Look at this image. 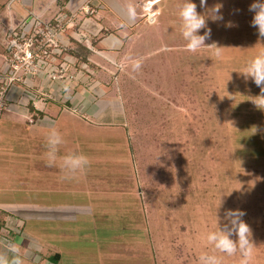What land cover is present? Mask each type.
Wrapping results in <instances>:
<instances>
[{"label":"rangeland","instance_id":"rangeland-1","mask_svg":"<svg viewBox=\"0 0 264 264\" xmlns=\"http://www.w3.org/2000/svg\"><path fill=\"white\" fill-rule=\"evenodd\" d=\"M94 1L107 6L99 7L103 23L123 25V47L95 46L88 62L71 56L75 41L90 46L98 34L83 35L77 17L93 10L61 11L50 18L64 24L47 47L54 55L35 65L48 76L52 68L58 86L39 93L45 102H33L36 110L28 96L7 100L14 84L29 87V73L7 90L0 112V252L12 259L8 246L15 245L22 264H55L51 256L61 257L62 239L76 226L73 245L81 248L63 253L58 264L101 258L107 264L108 255L115 264H200L202 253L239 264V252L219 253L206 239L217 229L216 217L223 229L226 213L238 209L252 230V264H264V106L257 98L264 93L241 73L264 51V37L251 24L255 0H207L203 8L191 0L211 28L205 44L223 47L218 57L207 47L185 50L184 0ZM18 2L0 0L2 23L5 7ZM216 4L223 19L214 22L208 12ZM12 28L1 38L0 69L11 56ZM66 30L74 37L60 40ZM53 128L63 139L58 157L87 156L85 174L63 179L59 158L48 166Z\"/></svg>","mask_w":264,"mask_h":264},{"label":"clouds","instance_id":"clouds-1","mask_svg":"<svg viewBox=\"0 0 264 264\" xmlns=\"http://www.w3.org/2000/svg\"><path fill=\"white\" fill-rule=\"evenodd\" d=\"M207 0H200V6H206ZM221 4L214 5L208 12V16L215 22L223 19L221 13ZM249 11L254 12L251 21L252 26L258 28L260 37H264V0H255L250 6ZM130 15H135L133 6H129ZM179 17L182 21V36L187 42L185 50L195 53L202 48L214 49L215 55H221L223 47L217 46L216 43L206 45L205 41L211 38V28L207 27L206 16L197 12V5L191 0H184L179 10ZM229 27L234 26L229 23ZM204 29V34H198ZM139 67V64L136 65ZM245 78L251 77L253 82L261 88L264 93V51L259 52L252 58L241 72ZM260 106H264V95L258 96ZM255 103V102H254ZM256 104V103H255ZM257 105V104H256ZM63 143V139L58 131L54 128L50 132L47 139L48 152L46 153L47 163L49 167L55 166L58 160L59 145ZM61 159V169L64 173L63 179H73L77 175L85 174L89 166V159L83 154H69ZM245 215L242 210H229L226 213V219L229 224L223 229L218 226V218L216 217L217 229L209 232L206 236L207 242L211 244L215 251L233 256L237 252L240 253L241 259L239 264H252L256 246L252 242V230L250 226L241 219ZM230 225V226H229ZM237 236V240H233L231 236ZM8 250L13 253V258L9 259L6 252H0V264H22L19 258V250L15 245H9ZM200 264H223V258L215 254L202 253L199 257Z\"/></svg>","mask_w":264,"mask_h":264},{"label":"crops","instance_id":"crops-1","mask_svg":"<svg viewBox=\"0 0 264 264\" xmlns=\"http://www.w3.org/2000/svg\"><path fill=\"white\" fill-rule=\"evenodd\" d=\"M90 1L91 0H38L37 4L35 6H33V0H19V2L22 3V5H20L19 2L16 5V7H14V4L13 5L8 4L7 7H5V9L8 11L7 23H2L5 16H1L2 10L0 11V47H1V49L4 46L1 43V38H2L3 33L6 30H8V28H12V27L16 28L19 25H21L23 23L22 20L24 19V17L31 15L32 17H35L36 19H38L40 21H47L48 19L50 20L51 17L52 18L57 17L59 14L62 13L61 11H64L66 13H72V12L77 13L80 8L82 9L86 5H88L89 9L93 10V12H91L92 13L91 16H87L88 15L87 13H89V12H87L86 13L87 15H83V16L78 13L77 17L78 16L80 17V21H79V23L81 24L80 30L82 31L83 35H84V32H88V31L92 35L98 33L95 38L92 37L94 40L92 41V44H90V46H88L91 49L90 53L94 54L95 53V51H94L95 46H98L101 44H103L107 47L113 45V46H116L117 49L120 47H123L124 41L126 40V36H127V35L121 34V32L123 31V25L111 27L110 25L103 23V21H102L103 16L100 13L99 7L103 6L104 8H107V6L103 2L94 1V0H93L94 2H90ZM24 2H26L27 5L28 4L31 5V6L27 7L28 8L27 11H25V8L23 5ZM82 12H84V11H82ZM15 13L17 16L13 18ZM102 29H105L106 32L101 33ZM68 33H69L68 30H66V32H64V34L60 33V35H58L59 39L65 41L68 38H71V36L74 37L73 35L68 34ZM120 37L124 41L120 40ZM115 51H117V50H115ZM0 54L4 57V55L2 53H0ZM71 56H73V55H71ZM29 77H30L29 78V87L27 89H24V87L21 86V84H18V85L14 84L12 86V90L9 93L10 99H7L8 101L9 100L12 101V99L17 98V97L23 99L26 96H28L27 98H28V105L29 106H35L32 104L33 102H35L37 104L41 103V105H42V103L45 102V101L43 102L42 100H44L45 98H44V96L42 97L40 95L44 94V93H41V94H39V93L42 92L43 90H45L46 92L51 91L52 88L58 86V84L55 83L54 80H52L47 75L45 70L33 71L29 74ZM80 78L82 79L83 76ZM13 108H14V106H13ZM95 219H96V222L101 223L100 221H98V216ZM100 219H102V218H100ZM108 219H110V217H108ZM110 224L111 223H108L107 226ZM71 227L74 231L77 230L76 226H71ZM68 231L71 233H74V234L68 235L69 238L66 241H65V239H62V241H64L65 244L63 245L62 250H61V251H63L61 253V257H60V258H62V259H60L61 262H63V255H62L63 253L67 254V256H71V254L76 253V251H78V250H75L74 247H77L76 249L81 248V244H79V243L76 244V246L73 245L74 244L73 242H75V239L80 237L78 235V233H75L74 231H72L70 229ZM70 238H72V239H70ZM118 256H124V255H118ZM106 259H108L107 264H115V262L112 261V258L110 255H108L105 258V260ZM95 262L97 264H106L103 261V258H101V260H97Z\"/></svg>","mask_w":264,"mask_h":264},{"label":"built area","instance_id":"built-area-1","mask_svg":"<svg viewBox=\"0 0 264 264\" xmlns=\"http://www.w3.org/2000/svg\"><path fill=\"white\" fill-rule=\"evenodd\" d=\"M83 9L86 11L88 5L84 6ZM55 18L58 19V16ZM62 24L58 22L52 24L50 20L43 23L34 17L27 20L18 29L9 30L7 47L11 56L5 60V67L0 69V112L5 106L9 86L20 78L22 71L30 74L37 70L35 65L40 58L48 57L49 53L51 56L54 55L50 52L51 48L48 50L47 47L52 42L56 44L55 36L57 37ZM51 69L49 68L48 71L49 77H57L58 74L56 75L55 71Z\"/></svg>","mask_w":264,"mask_h":264},{"label":"trees","instance_id":"trees-1","mask_svg":"<svg viewBox=\"0 0 264 264\" xmlns=\"http://www.w3.org/2000/svg\"><path fill=\"white\" fill-rule=\"evenodd\" d=\"M75 42H77V46L78 47L76 49H74L73 47L72 48H68V50L70 51V53L72 55L77 56L80 61L88 62V56H89V54L91 52V49L88 46H85L81 42H78V41H75ZM30 109L36 110L33 106H30ZM38 111H39V113L42 114V111H40V110H38ZM59 257H60V253L59 252H55L51 256V258H52V260L54 261L55 264H58Z\"/></svg>","mask_w":264,"mask_h":264},{"label":"bare ground","instance_id":"bare-ground-1","mask_svg":"<svg viewBox=\"0 0 264 264\" xmlns=\"http://www.w3.org/2000/svg\"><path fill=\"white\" fill-rule=\"evenodd\" d=\"M156 2V1H155Z\"/></svg>","mask_w":264,"mask_h":264}]
</instances>
